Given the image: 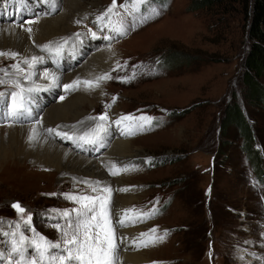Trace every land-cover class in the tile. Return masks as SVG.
<instances>
[{
	"label": "rangeland",
	"instance_id": "1",
	"mask_svg": "<svg viewBox=\"0 0 264 264\" xmlns=\"http://www.w3.org/2000/svg\"><path fill=\"white\" fill-rule=\"evenodd\" d=\"M57 1H61V6L54 15L47 0H0V6L5 7L3 14L31 13L35 15L31 20L37 22L63 12L65 0ZM112 3L113 0H82L84 10H92L76 18L75 31L54 40V46L46 44L53 50L65 40H72L75 45L77 40L84 45L68 69L54 64L53 58H60V54L41 52L46 68L38 74L35 70L33 78L25 80L24 74L10 67L21 63L28 70L19 53L15 59L0 56V69L7 68L9 72L7 77L0 72V79L7 80L0 85V91L17 90L15 80L26 88L38 87L39 91L30 94V117L35 112L36 101L40 105L41 97L50 99L46 106L83 92L93 98L94 91L83 87V83L76 90L65 91L63 85L44 90L46 85L38 79L50 80L41 73L47 71L51 75L52 69L67 76L74 74L71 79L78 80L93 55L117 49L118 58L107 69H100L99 75L92 76L97 79L110 74L112 78L99 81L101 93L96 105L88 107L85 120L59 127L73 129L71 134L77 135L98 123L90 117L105 112L107 119L103 123L107 129L111 118L122 115L154 118L143 129L139 128V121L134 125L129 139L135 153L140 154L129 164L135 169L121 175L127 186L118 187L111 198L115 209L116 199L124 201L130 196L135 199L128 209L146 212L155 207L158 214L134 227L140 233L156 228L155 233H150L153 238L164 236L165 230L167 235L147 247L131 246L132 251L146 253V264H264V70L249 78L242 65L248 48L242 8L237 3L196 8L194 0H150L141 13L150 15L151 9H157L160 14L141 23L140 13L128 15L120 7L125 0H116V9L104 22L118 28L123 20L128 31L126 35L117 33L107 41L102 33L108 28L101 31L94 21ZM51 8H55L54 4ZM131 11L129 5L128 12ZM0 16L2 22L4 17ZM92 32L99 38H92ZM91 39V46L84 44V40ZM134 72L135 78L130 82L121 81L120 78L132 77ZM61 96L64 98L60 99ZM1 109L4 110L0 107V114ZM17 123L20 122L16 118L0 115V131L3 140H7L6 147H9V127ZM58 141L68 142L75 152L81 151L72 140L58 138ZM15 148L13 142L7 158L0 160V231L16 232V239L21 231L33 237L12 207L19 202L27 210L24 219L32 216L35 233L57 242L61 233L54 225L58 222L63 225L64 221L51 210L77 207L64 198L65 193L96 195L81 183L90 179L64 176L47 166L34 167L18 159L13 161ZM104 165L103 178L112 181L110 166ZM103 178L91 181L99 180L109 186ZM16 222L20 223L19 229ZM2 235L0 232V252L10 249ZM117 235L120 236L118 230ZM0 264H9L7 254Z\"/></svg>",
	"mask_w": 264,
	"mask_h": 264
},
{
	"label": "bare ground",
	"instance_id": "2",
	"mask_svg": "<svg viewBox=\"0 0 264 264\" xmlns=\"http://www.w3.org/2000/svg\"><path fill=\"white\" fill-rule=\"evenodd\" d=\"M80 2H82V0H65L64 5L66 8L63 7V12L55 16H47L46 18H43L41 20L38 19L37 22L35 21V23L31 24H25V22L31 20L32 17L35 16L34 14L10 12L6 15L3 14V12H5V7L0 6V14H2V16L4 17L1 18L3 21L0 22V51H15L20 54L19 56L21 58L43 56L40 46L49 43H52L53 45V43L57 39L68 37L75 31L76 18H81L85 13L87 14L92 10H84V6L80 4ZM49 4L50 12L54 15L55 11L58 10L61 6V1L58 3V1L56 0V5L54 4V10L51 8L53 4ZM104 23L106 24V22ZM20 24H23L24 27L21 28ZM28 27H31L32 29L31 34L24 30ZM107 28L108 30H106V32L102 34H106V36L111 37L110 39L114 38L115 34H117L118 32L113 30V24L109 25ZM110 39H107V41ZM31 41H33V43ZM71 41L72 40H70V42L67 41V43L64 44L58 43L59 45L55 43L57 46H55L54 49L60 48V58H53V62L57 66H65L68 69V67H70L74 62L73 58L76 57L78 53H80L81 46H84L81 45V43L77 40L75 41L77 45L73 44ZM91 41L93 40H84V44L90 45L92 44ZM59 42L61 43V41ZM63 49L65 51H61ZM116 51L118 50L116 49ZM116 51L113 48H110V50L106 51L105 54L99 53L97 55H93L91 60L87 63L85 69L81 72V77H79L78 80L95 82L97 79L93 77L99 75V70L102 68L107 69L112 61L118 58ZM63 59L65 61L64 63ZM44 68H46V66L44 65V62H42L35 70H37L38 74V72L44 70ZM49 71H51V74L59 76L58 86L69 84L70 82L74 81L71 79L74 74H71L73 76H67L52 69ZM38 81L40 82V84L43 83L46 86L51 83L50 80H42L41 77L40 79H38ZM50 88L53 89L55 87ZM85 88L94 91L93 98H91L90 95H84L85 92H83V94H77L76 96H72L71 98L68 97L63 101L58 100L46 106V102L50 99L41 97L40 105L36 101L37 106H34L35 112L31 115V117L30 115H28L24 119H16L18 120V122H20L19 125L17 123V125L15 124V126L9 127V147L13 142L15 143L16 147L15 151L13 152L14 156H11V160L13 159V161H16L18 159L22 161L23 164H27V162H29L30 165H33L34 167L39 166V168L43 165L54 169L58 174L60 172V174H63L64 176L70 175L73 176V178L75 176H83L84 179L85 177H87L91 180L104 177L103 171H105V163L109 164L107 166L110 167L113 163L122 167L125 165H129L133 157H136L138 159L140 153L139 151L135 153L136 150L135 148H133L132 142L130 141L131 139H129V136H131V134H127L130 122L123 121L122 126L115 124L116 127L112 128V126H114L113 121L117 120L120 117L111 118L109 123L106 122L108 129H112L110 132L102 133V139L98 140L96 144H84L83 141L79 140L74 141V143L81 148V151L78 152L73 151L69 147L68 142L67 144L62 143L61 141H58L59 137L55 136L54 134H48V128H58L61 132H67L71 134V132H74L75 130H67L66 128L60 129L59 125H73L77 120L82 121V119L85 118L84 115H86V113L88 112V107H93L96 105L98 94L100 95L101 93L100 87ZM44 104L45 106L42 107ZM1 112V116L6 115V112L4 110L1 109ZM38 117L40 119V123H36ZM41 124L44 125L43 128H41ZM133 128L134 126L132 127V131ZM89 130L91 129H83L78 132L77 136L83 135ZM33 135L35 136V139L29 141V136ZM3 139L4 135L2 131H0V156H2L0 157V160L2 158H7L6 156L9 150V147H6V145L4 144L7 140ZM62 140L66 141L67 139ZM15 163L17 162H13V164ZM124 174V172L121 173L117 176V178L116 176H113L112 181L109 180V178L107 179V177L103 178L113 189L111 194L116 195L118 187L127 186L125 184L126 181L124 182L121 176ZM134 199L135 198L133 196L124 198L125 202L121 201L120 199H116L115 207L117 210L128 209V205H130V203L133 202ZM134 225H130L127 227L117 226V230L120 235L127 237L128 241H131L133 238H136V236H138V233L141 232L138 228L134 227ZM0 232L1 234H3L2 236L4 238V242L6 240V242H8V245L10 246V241L13 239V237L10 236L5 230H1ZM131 246L136 247L135 245L128 242L121 245V251L119 252V264H146L148 261V255L146 253L137 252L134 250L132 251ZM4 251L5 250H3V252Z\"/></svg>",
	"mask_w": 264,
	"mask_h": 264
},
{
	"label": "snow or ice",
	"instance_id": "3",
	"mask_svg": "<svg viewBox=\"0 0 264 264\" xmlns=\"http://www.w3.org/2000/svg\"><path fill=\"white\" fill-rule=\"evenodd\" d=\"M47 2L55 4V0H47ZM150 0H125L124 4L120 7L125 10L128 15L135 16L140 13V22H146L149 18L159 15V10L151 9L150 15H144L141 13V8L148 4ZM129 5H131L132 11L128 12ZM116 0H113L112 5L108 8L107 12L98 16L94 23L100 28L101 31L108 24L104 23L105 17L113 10L116 9ZM54 10V8H53ZM21 11H23L21 9ZM144 11H148L144 8ZM47 14V13H45ZM35 21L29 20L25 23L31 24ZM81 23V21H77ZM23 28L24 25L20 24ZM29 34H31V27L25 28ZM114 31L118 32L120 35H126L128 29L125 27L124 21L119 22V27H114ZM92 38L97 37L96 32L91 33ZM105 39H110L111 37L105 36ZM77 39H79V34H77ZM67 43V40H65ZM42 52L60 53V48L53 50L50 45L40 46ZM19 54L13 51H0V56L15 59ZM44 57L42 56H32L29 58H24L22 64L28 66L26 71L21 63L12 64L10 67L14 69L17 73L24 74L25 80H31L35 75V68L38 64L42 63ZM126 66V65H125ZM119 67V65H118ZM115 70V69H114ZM0 72L4 74L5 77L9 75L8 69H0ZM44 78L50 79L51 83L45 86L44 90L50 87H56L59 85V76L55 74H49L47 71L43 73ZM111 79L110 74H105L103 76L97 77L95 82L92 81H73L69 84H64L62 87L65 91L76 90L81 83L85 87H99V81L103 79ZM135 78V72L132 77L120 78L122 82H130V79ZM7 80L0 79V85L6 84ZM13 84L17 90L9 92L0 91V107H2L6 115L9 118H26L30 114V103H31V93L39 91L37 88H26L19 80L13 81ZM64 97L61 96L60 99ZM115 97L113 98V103L115 102ZM106 107H111L108 105ZM89 119L97 120L95 127L83 135L69 134L67 132H61L58 128H48L47 132L49 135L54 134L61 139H67L72 141H83L85 143H96L98 140L102 139V133L107 132V128L104 125V121L107 119V112L101 114L99 117H90ZM154 118L147 116L135 117L132 114L122 115L118 120L114 121L116 125H120L123 121H129V127L127 134H133L132 127L136 125V122H141L138 126L143 129L145 125H151ZM39 123V120L36 121ZM35 131V130H33ZM35 139V136H29V141ZM150 163V160L148 161ZM107 167V166H106ZM134 165L118 166L113 163L108 172L111 176H118L123 172H128L134 170ZM96 195H86V194H68L65 193L64 198L72 201L77 207L71 210H51L57 213V215L63 219L64 223L61 225L59 222L54 226L61 233V238L57 242H52L46 237L35 233V230L31 227L32 216L28 215L24 219V213L27 211L19 202L12 204L13 209L21 217L24 226L28 231L33 232V237L29 238L24 234L23 231L19 233V238L16 239L17 233H10L13 239L10 241V250L6 249L4 252H0V260L5 259V253H7V258L9 264H119V252L121 251V245L126 242L135 245L136 247H147L151 243H155L157 240H163L164 236L167 235V230H165L164 236L151 237L150 233H155L156 228L150 229L149 232L140 233L139 237L133 238L128 241L127 237L122 235H117V226L127 227L134 225L136 223H143L148 219L153 218L158 214V210L153 207L149 211H141L139 209H124L117 210L114 208L111 198L112 189L110 186L104 185L101 181H91L84 180L81 181ZM121 191H126L127 189H120ZM55 195V194H52ZM54 218V217H53ZM115 220V222H114ZM15 227L20 228V223L16 222ZM211 255V253L209 254Z\"/></svg>",
	"mask_w": 264,
	"mask_h": 264
},
{
	"label": "trees",
	"instance_id": "4",
	"mask_svg": "<svg viewBox=\"0 0 264 264\" xmlns=\"http://www.w3.org/2000/svg\"><path fill=\"white\" fill-rule=\"evenodd\" d=\"M194 7L221 3H237L246 21L248 48L244 51L242 65L246 75L253 78L258 71L264 70V0H194Z\"/></svg>",
	"mask_w": 264,
	"mask_h": 264
}]
</instances>
